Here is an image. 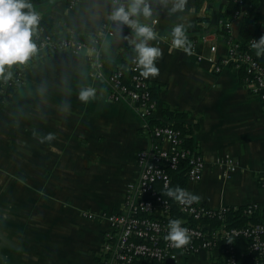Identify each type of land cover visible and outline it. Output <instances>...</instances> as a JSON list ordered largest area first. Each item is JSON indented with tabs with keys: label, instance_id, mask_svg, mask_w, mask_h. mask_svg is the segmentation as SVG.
<instances>
[{
	"label": "crops",
	"instance_id": "crops-1",
	"mask_svg": "<svg viewBox=\"0 0 264 264\" xmlns=\"http://www.w3.org/2000/svg\"><path fill=\"white\" fill-rule=\"evenodd\" d=\"M229 1L186 0L175 14L171 3L150 0L159 33L151 43L163 55L159 73L146 77L157 104L147 122L138 104L115 101L104 79L94 76L91 47L102 48L106 76L134 55L126 38L131 29L122 25L108 33L112 0H28L42 15V35L89 49L42 50L0 75V264H102L111 230L105 215L125 210L128 189L140 177L138 153L150 148L151 130L159 125L195 129L193 146L206 166L187 191L200 205L264 209V100L249 91L243 70L216 72L211 60L225 57L231 42H244L242 21L250 13L264 35V0H244L242 16L225 36L220 28ZM176 23L186 25L194 51L170 45ZM35 58L42 60L32 63ZM18 73L21 82L8 91V79ZM85 88L95 89L88 102L79 99ZM227 157L235 170L221 163ZM221 257L215 249L134 264H213Z\"/></svg>",
	"mask_w": 264,
	"mask_h": 264
},
{
	"label": "built area",
	"instance_id": "built-area-1",
	"mask_svg": "<svg viewBox=\"0 0 264 264\" xmlns=\"http://www.w3.org/2000/svg\"><path fill=\"white\" fill-rule=\"evenodd\" d=\"M234 1L239 5L234 18L238 19L242 16L240 8L244 0ZM39 16L38 35L35 41L37 51L29 59L35 57L37 52L47 49L54 51L68 49L75 53L89 49L84 43L78 41H54L52 36L42 35L44 26L41 25L40 13ZM232 22L233 20L225 22L229 30ZM122 25L113 21V28L108 29V33L114 35L116 28ZM254 38L248 41L247 50L241 48L240 42H231L225 57L218 61L211 60L216 72H221L225 67L230 66L243 70L244 82L249 91L264 100V61L261 59L262 55L257 56L256 50L250 47ZM169 43L172 46L171 40ZM188 44L190 50L194 51L195 43L188 41ZM90 49V60L95 68L94 76L104 79L110 88V97L115 101L138 104L140 115L149 122L157 104L150 83L136 69L132 58L127 67L116 69L106 76L103 69L102 48L95 46ZM21 76L22 74L18 73L11 77L7 85L19 84ZM151 136L150 148L138 153L140 177L138 182L128 189L125 210L105 215L111 230L106 235L103 249L110 256V261L117 264H134L140 260L163 263L167 260H177L180 255H197L204 251L218 249L223 252V264H238V253L231 241L235 238H243L249 242L250 249L256 253V264L264 262V209L257 204L246 206L245 213L251 215L258 210L259 222L227 228L225 225L213 227L211 220L224 221V214L231 207L223 206L215 209L204 207L197 201L190 204L177 202L179 211L183 214V217L177 219L182 221V226L189 229L190 240L186 245L177 248L173 242L165 239L169 221L176 219L171 214L174 198L167 195V189L173 188L172 172L179 170L181 163L185 160L188 183L197 181L202 177L206 163L197 149L184 147L182 131L174 126H156L151 130ZM164 142L168 144V147L164 146ZM221 163L228 165L230 170L236 169V164L231 157H227ZM184 189L187 190V186ZM88 216L95 217L91 213H88ZM189 219L198 221V224L190 223ZM221 240L226 242V246H221Z\"/></svg>",
	"mask_w": 264,
	"mask_h": 264
},
{
	"label": "clouds",
	"instance_id": "clouds-1",
	"mask_svg": "<svg viewBox=\"0 0 264 264\" xmlns=\"http://www.w3.org/2000/svg\"><path fill=\"white\" fill-rule=\"evenodd\" d=\"M163 3L165 6L171 3L170 13L180 14L185 10L186 0H163ZM155 15L150 0H112L109 18L131 29L130 37L126 38L134 53L132 61L143 77L155 76L160 71L157 60L163 51L158 44L151 43L159 40V33L154 27L157 22ZM39 21V13L33 10L28 0H0V75L5 73V66L23 64L37 51L33 36ZM170 36L173 48L190 50L184 23H176L170 29ZM250 47L256 50L257 56L264 55V35L254 38ZM10 76L11 72H8L5 78ZM94 95V88H85L81 90L79 99L88 102ZM53 137L54 134L49 133L47 138ZM167 195L181 204L200 199L197 194L179 186L168 188ZM188 233L189 229L182 226L180 219H171L165 239L181 248L190 240Z\"/></svg>",
	"mask_w": 264,
	"mask_h": 264
},
{
	"label": "trees",
	"instance_id": "trees-1",
	"mask_svg": "<svg viewBox=\"0 0 264 264\" xmlns=\"http://www.w3.org/2000/svg\"><path fill=\"white\" fill-rule=\"evenodd\" d=\"M239 9V5L234 1L230 0L228 5L226 6L225 11L222 13V20L224 24L220 28V33L225 36H229V29L226 27L225 22L229 20H234L235 13ZM42 25V24H41ZM261 31L256 27V15L255 13H250L245 16L242 21L241 27V36L244 42L241 43V48L244 50L248 49L247 43L251 38H259L261 36ZM262 61H264V55L261 57ZM41 58L33 59L32 63L41 62ZM244 78V75H243ZM14 86H11L8 91H12ZM174 127L180 129L183 134V145L189 149H195L193 146L194 143V131L195 129L188 124L185 123H175ZM187 166L186 161L183 160L181 163V167L179 170L173 171V188L174 187H182L185 188L188 185V177H187ZM172 210L171 214L174 218L183 217V214L179 211L177 201L175 199L172 200ZM259 214L260 212L257 210L253 214L248 215L245 213V206L239 208H231L224 214V221L222 220H211L212 226H221L225 225L227 228L231 227H242L248 224H253L259 222ZM189 222L196 225L198 221L189 219ZM222 247L226 246V242L224 240L220 241ZM231 244L236 248L238 253V264H256V253L250 249L249 242L243 238H235L231 241ZM110 260V256L106 254L104 259L101 258V263L106 264ZM213 264H223V258L221 257L218 261Z\"/></svg>",
	"mask_w": 264,
	"mask_h": 264
}]
</instances>
